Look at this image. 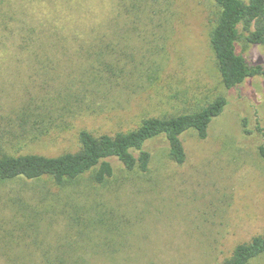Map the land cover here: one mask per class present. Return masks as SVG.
Segmentation results:
<instances>
[{"label":"rangeland","instance_id":"obj_1","mask_svg":"<svg viewBox=\"0 0 264 264\" xmlns=\"http://www.w3.org/2000/svg\"><path fill=\"white\" fill-rule=\"evenodd\" d=\"M132 1L0 0V29L42 26L65 36L38 45L46 52L39 59L30 53L35 43L21 48L13 36H0V129L22 125L17 115L24 103L36 117L11 151L75 152L82 129L95 135L127 131L147 117L193 111L219 95L229 104L205 138L192 129L181 135L183 163L171 159L161 137L146 145L153 154L146 172L128 171L113 160L115 176L104 186L87 176L65 189L13 182L0 188V221L12 228L16 199L35 205L43 199L38 244L77 237L78 249L91 253L89 264H218L238 243L264 234V160L258 149L264 143V78L249 77L233 90L222 84L210 44L221 11L214 0H140V17L126 12ZM91 36L125 52L114 54L118 68L110 81L94 74L104 66L88 53L104 44ZM245 54L264 65V45ZM99 211L121 229L113 238L123 242L122 258L105 257L95 244L110 236L103 229L78 231ZM71 214H78V228ZM33 238L31 232L26 240ZM0 264H6L1 256ZM253 264H264V256Z\"/></svg>","mask_w":264,"mask_h":264},{"label":"trees","instance_id":"obj_2","mask_svg":"<svg viewBox=\"0 0 264 264\" xmlns=\"http://www.w3.org/2000/svg\"><path fill=\"white\" fill-rule=\"evenodd\" d=\"M140 0H133L130 6H125L126 12L141 16ZM221 8L210 36L222 84L233 90L243 84L247 78L262 76L264 78V65L250 62L245 52L254 45H264V0H214ZM138 9V10H136ZM127 24V23H125ZM6 34L13 36L16 41L22 42L21 48H27L31 42L30 53L37 59L46 54L38 50V45L54 40H62L65 36L59 32L46 29L42 26H29L0 29V36ZM78 37L77 32L71 33ZM62 37V38H59ZM98 36H91L94 41ZM78 39V38H77ZM104 45L88 54L96 53L100 60V70L94 72L96 76L106 81L111 80L110 75H116L114 54L120 56L125 53L118 48L117 43L104 38H97ZM101 39V40H100ZM29 43V44H28ZM42 47V48H43ZM109 56V57H108ZM116 59L120 60V57ZM108 83V82H107ZM229 100L219 95L199 109L176 115L147 117L133 129L117 131L114 134L102 133L95 135L88 129L78 133L80 148L75 151H66L59 155H46L41 153H19L11 151V145L17 139H22L30 131V122L36 121L34 113L28 103H24L18 111L17 118L22 125L0 129V188L13 183H29L44 181L65 189L76 185L83 177L95 186H104L115 176V164L119 161L126 170L146 172L152 162V153L146 147L147 143L157 138H164L168 145L169 155L176 163L186 160V152L181 135L188 130H195L200 138H205L214 118L220 116ZM247 134H252L244 118ZM14 129V130H12ZM256 143V141H255ZM259 142H257L258 144ZM260 155L264 160V143L258 144ZM78 193V192H77ZM15 214L12 216V228L4 219L0 221V256L6 264H89L91 253L78 249L79 240L76 238L55 241L54 243L38 244V225L44 216L45 200L39 204H32L26 198H18L15 203ZM108 212L99 211L97 216H91L90 222L78 228V214H71L73 227L79 232L87 234V230L103 229L110 234L102 242L95 243L105 254V257L122 258L118 253V246L123 242L116 241L113 236L120 235L117 222L112 220ZM25 235L19 238L15 230ZM35 234L31 242L26 237ZM85 240V239H82ZM35 243V244H32ZM32 244V245H31ZM22 246V249L19 247ZM31 246H35L32 249ZM264 256V234L253 236L249 241L238 243L231 254L218 264H253L255 260Z\"/></svg>","mask_w":264,"mask_h":264}]
</instances>
